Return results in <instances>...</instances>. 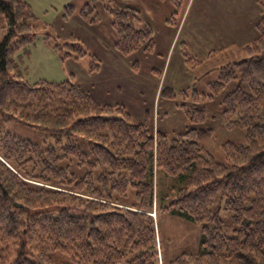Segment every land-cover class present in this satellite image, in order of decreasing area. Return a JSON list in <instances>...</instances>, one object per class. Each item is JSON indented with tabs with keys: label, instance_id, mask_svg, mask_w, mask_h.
I'll list each match as a JSON object with an SVG mask.
<instances>
[{
	"label": "trees",
	"instance_id": "obj_1",
	"mask_svg": "<svg viewBox=\"0 0 264 264\" xmlns=\"http://www.w3.org/2000/svg\"><path fill=\"white\" fill-rule=\"evenodd\" d=\"M106 1L112 2L84 0L80 10L70 4L63 19L78 16L98 25L102 6L117 54H152L154 30L142 25L141 12ZM257 3L253 41L204 92L193 89L192 105L181 107L189 126L171 139L154 130L150 112L135 122L125 105L102 104L71 80H24L15 72V55L38 39V19L27 0H0L8 25L0 42V122H18L54 139L43 146L10 133L0 137V264H58L56 253L69 256V264H162L159 211L201 227L199 252L169 264H264V0ZM50 38L46 33L44 39ZM53 47L66 61L88 58L90 75L103 68L75 36ZM217 55L212 51L206 60ZM182 57L191 71L204 64L184 47ZM158 96L177 100L171 88ZM212 102L222 108L216 114L224 128L245 135L244 142L223 144L227 165L202 146L214 135L203 127ZM159 174L178 186L171 188L168 206L169 196L159 194ZM129 189L135 191L133 205L124 202ZM221 211L232 213V235L224 232Z\"/></svg>",
	"mask_w": 264,
	"mask_h": 264
},
{
	"label": "rangeland",
	"instance_id": "obj_2",
	"mask_svg": "<svg viewBox=\"0 0 264 264\" xmlns=\"http://www.w3.org/2000/svg\"><path fill=\"white\" fill-rule=\"evenodd\" d=\"M27 1L38 19L39 33L38 39L27 51L21 50L16 53V73L30 84L42 80L54 83L71 80L89 90L100 102L125 105L135 122L142 121L146 113L150 112L154 130L166 132L171 139L182 134L189 126L181 107L184 104L192 105L189 97L193 89L204 92L205 84L214 74L217 78L221 67L239 58L238 52L242 46L253 41L255 37L254 25L260 13L257 0H112L110 3L106 1L103 5L117 8L129 5L139 10L143 19L142 25L152 26L156 43L152 54L140 51L129 57H121L120 61L132 66L134 73L127 66H123L121 71H115L118 74L116 75L112 65L115 64L113 62L115 59L109 58L102 48L108 46L112 52L115 51L112 48L114 32L111 30L110 16L102 6L98 9L102 21L92 26L78 16L63 19L66 6L71 4L80 10L84 0ZM7 27L4 16H0V42L6 36ZM46 33L51 35V42L44 39ZM70 36L79 39L87 51L96 54L103 62H112L108 66V71L102 74L104 78H101V75L98 79L107 83L118 80L117 82L124 88L128 86L124 93L127 102L114 91L105 95L96 93L99 89L91 86V81L96 76L89 74L88 58L79 62L63 60V54L53 46L56 43L64 44ZM183 47L192 57L201 59L204 64L194 71L185 66L183 68ZM212 51L218 52L216 59L206 60ZM136 62L138 66L134 68L133 64ZM184 72L186 73L183 74ZM2 80L3 76L0 74V85L3 83ZM167 88L174 89L177 100L169 101L160 99L159 96L156 98L158 90ZM214 102L207 104L208 119L203 126L212 129L214 135L204 141L202 146L216 161L227 165L222 150L223 144L228 141L244 142L245 135L240 129L230 131L224 128L220 113L216 114L219 110L222 111V108L215 107ZM6 133L43 146L54 142L49 134L18 122H0V137ZM172 187L178 186L171 178L167 179L159 174V194L162 199L169 196L166 198L165 206L172 202ZM124 202L127 205L135 203L133 189H129ZM219 217L224 220L225 234L232 235L234 226L232 213L221 211ZM157 229L162 264L164 262L169 264L183 253L199 252L201 238L199 225L173 216L171 212L159 211ZM53 259L58 264H69L71 261L69 256L62 253L54 254Z\"/></svg>",
	"mask_w": 264,
	"mask_h": 264
},
{
	"label": "crops",
	"instance_id": "obj_3",
	"mask_svg": "<svg viewBox=\"0 0 264 264\" xmlns=\"http://www.w3.org/2000/svg\"><path fill=\"white\" fill-rule=\"evenodd\" d=\"M104 41H103V43H105ZM102 48H103V51L106 52V54L109 55V58H114L115 59V61H113L115 64H113L112 62L108 63V62L104 61L103 62V68H102L101 72H99L97 75H93V76H96V77L91 81V86L93 88H96L97 90L99 89L98 91H96V93L98 95H105L106 93H110L111 91H114L116 94H119V96L122 97L124 101L127 102V97H126V95L124 93H125V89L129 88L128 86H127V88H124V86L122 84L117 82L118 80L117 81L115 80L114 82L110 81L109 83H107V82L100 81V79H98V78H99V76H101L102 74H104L105 72L108 71L107 69H108V66H109L110 63H112L113 71H114V74H116V75H118V74L115 71H118V70L121 71L123 66H127L129 68V70L131 72H133V73H134V70H133L132 66H129V64L122 63V61H120L121 60V56L118 55L115 51L112 52L109 49L108 46H103ZM182 66H183V68H185L184 67L185 65L183 64V61H182ZM183 71H184V69H183ZM185 73L186 72H184L183 74H185ZM101 78H104V75H102ZM171 89H173V88H171ZM159 92H160V90L157 91L156 98H158ZM131 97H132V94L130 93V99H131ZM101 103L102 104H108V102H101Z\"/></svg>",
	"mask_w": 264,
	"mask_h": 264
}]
</instances>
